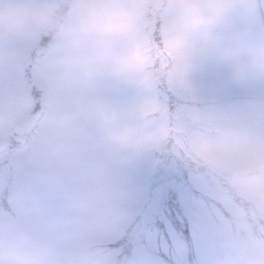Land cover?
<instances>
[{
	"label": "rangeland",
	"instance_id": "obj_1",
	"mask_svg": "<svg viewBox=\"0 0 264 264\" xmlns=\"http://www.w3.org/2000/svg\"><path fill=\"white\" fill-rule=\"evenodd\" d=\"M88 56L39 30L0 39V264H264V82L209 63L185 88L145 91L90 82ZM39 106L9 149L6 127Z\"/></svg>",
	"mask_w": 264,
	"mask_h": 264
},
{
	"label": "clouds",
	"instance_id": "obj_2",
	"mask_svg": "<svg viewBox=\"0 0 264 264\" xmlns=\"http://www.w3.org/2000/svg\"><path fill=\"white\" fill-rule=\"evenodd\" d=\"M10 0H0L4 5ZM0 16V39L53 34L69 57L87 51L90 78L102 75L145 91L167 80L177 89L211 63L247 88L264 82V0H14ZM160 40L148 38L156 23ZM239 25L240 31L233 27ZM144 34V39L137 37ZM119 46V50L117 48ZM158 103V102H155ZM163 109V105H159ZM130 143L133 134L116 137Z\"/></svg>",
	"mask_w": 264,
	"mask_h": 264
},
{
	"label": "flooded vegetation",
	"instance_id": "obj_3",
	"mask_svg": "<svg viewBox=\"0 0 264 264\" xmlns=\"http://www.w3.org/2000/svg\"><path fill=\"white\" fill-rule=\"evenodd\" d=\"M45 41H46V38L44 37V40L42 42H45ZM44 51H45V46L43 44L39 43L37 45V47L34 49V53H35L36 58L37 57L40 58L44 54ZM28 68H30V67H28ZM26 74H27V72H26ZM28 80L30 82H34L35 81V78L33 77V75H28ZM6 90L7 89H5V91H3L5 94L1 96L2 97L1 99L6 98V96H7V93L6 92H9V91H6ZM35 98L38 99V96H36ZM36 113H38V114H36ZM45 113H46L45 107L44 106L43 107H40L39 106L34 111H32L30 113H26L19 121H16L13 124H11L10 126L6 127V131H5V132H7L6 133V136H5L6 137V140H5V138H3V140L7 143L8 148L11 149V150H13V147L12 146H14V144L17 141L16 134H14L15 132L16 133H31V132H33L36 129L37 124H39V122L42 120V118H43V116H44ZM34 114H36L37 117L35 118L34 123L32 124V126H30V127L28 126V128H23V127L22 128L21 127L20 128H17V124H20V122L24 121L26 118H28L29 116H32ZM8 131H11V133L14 134V137H11L10 136L11 139H13V140H9L8 139V136L10 134V132H8ZM13 134H10V135H13ZM166 210L168 212L169 209L167 208ZM172 220H173V218L170 217V221H172Z\"/></svg>",
	"mask_w": 264,
	"mask_h": 264
},
{
	"label": "water",
	"instance_id": "obj_4",
	"mask_svg": "<svg viewBox=\"0 0 264 264\" xmlns=\"http://www.w3.org/2000/svg\"><path fill=\"white\" fill-rule=\"evenodd\" d=\"M38 114V113H36ZM34 114L32 116H29L28 118H26L24 121L20 122V124H17V128H28V126H32V124L34 123L35 118L37 117V115Z\"/></svg>",
	"mask_w": 264,
	"mask_h": 264
},
{
	"label": "snow or ice",
	"instance_id": "obj_5",
	"mask_svg": "<svg viewBox=\"0 0 264 264\" xmlns=\"http://www.w3.org/2000/svg\"><path fill=\"white\" fill-rule=\"evenodd\" d=\"M172 201H173V194L169 193L168 198L165 200V204L171 205Z\"/></svg>",
	"mask_w": 264,
	"mask_h": 264
},
{
	"label": "trees",
	"instance_id": "obj_6",
	"mask_svg": "<svg viewBox=\"0 0 264 264\" xmlns=\"http://www.w3.org/2000/svg\"><path fill=\"white\" fill-rule=\"evenodd\" d=\"M167 213H168V215H169L171 218H173L172 221H174V223H175L176 225H178V222L175 221V217H174L169 211H168Z\"/></svg>",
	"mask_w": 264,
	"mask_h": 264
}]
</instances>
